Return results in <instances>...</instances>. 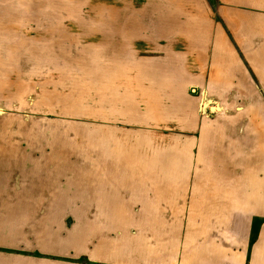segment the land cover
<instances>
[{"label": "crops", "instance_id": "0c3cea01", "mask_svg": "<svg viewBox=\"0 0 264 264\" xmlns=\"http://www.w3.org/2000/svg\"><path fill=\"white\" fill-rule=\"evenodd\" d=\"M71 1L0 0V78L13 76L1 72L5 63L25 57H9L8 48L37 46L45 52L52 45L68 46L59 16L71 12L66 9ZM207 1L100 0L102 20L90 30L100 32L102 46L107 40L102 52L108 61L196 63L191 76L198 80L206 47L214 57L221 47H264V0H213L218 21L209 19ZM30 21L43 24L48 37L28 35L24 23ZM41 55L36 57H47ZM253 55L252 62H264V48ZM60 60L30 59L34 69ZM145 68L112 73L117 80H132L138 90L153 91L151 81L165 70ZM131 85L122 81L116 87L127 92ZM145 99L132 102L130 114L113 107L105 119L157 125L147 119L153 105ZM111 102L126 103L120 97ZM170 111L178 117L180 107ZM255 133L250 119L219 118L202 123L199 134L171 138L158 149L150 140L155 137L140 133L124 139L112 130L100 144L91 142L95 148L83 158L0 144V255L59 262L83 257L85 264H264V145L259 142L264 136ZM170 146L182 150L183 161L158 167L156 156Z\"/></svg>", "mask_w": 264, "mask_h": 264}, {"label": "rangeland", "instance_id": "374dc122", "mask_svg": "<svg viewBox=\"0 0 264 264\" xmlns=\"http://www.w3.org/2000/svg\"><path fill=\"white\" fill-rule=\"evenodd\" d=\"M70 4L66 9L70 8L71 12L59 16L64 35L67 33L70 36L66 41L68 46H64L67 48L66 52L63 51L64 48L60 50L59 46H54V58H60L59 63H38L35 69L32 61L25 59L15 64L9 63L7 67L5 63L4 70L1 71L4 75L12 67L21 75L29 72V76L19 79L17 83L12 80L13 76L0 78V144L10 146L12 150L31 149L40 152L56 149L64 154L69 153L70 157L83 158L86 150L95 148L94 144L91 146V142L100 144L103 137L106 140L112 130H119L118 136L124 139L137 138L140 133L155 137L150 139L155 141L152 147L160 149L171 138L182 134L189 137L199 134L202 123L210 124L219 118L250 119L253 130L256 131L255 135L264 136V62H252V55L264 47H221L222 53L217 57L211 52L207 53L206 47L204 73H200L198 80L191 76L195 74L191 68H196V63L109 62L102 52L107 49V40L102 46L100 32L90 30L97 27L102 20L100 0H73ZM207 9L210 13L209 19L218 21L213 0L207 1ZM72 10H76V13H72ZM24 25L28 27L25 29L28 35L48 37L43 24L39 26L30 21ZM52 37L49 36L50 39ZM112 41L108 42V46ZM115 47H109L110 51ZM19 48L20 52L33 49L37 56L43 54L37 46ZM62 52L68 56L62 55ZM7 55L11 56L8 52ZM175 58L180 59L179 56ZM231 58L237 63L232 64ZM126 66L135 68L137 71L134 73H139V68L140 73H143L146 70L144 67L165 71L151 81L153 91L138 90L134 82L131 85L132 80H117L115 73H112ZM8 74L12 75L10 72ZM158 76L164 79L160 80ZM122 81L130 82L132 86L127 92L122 87H116ZM119 97L126 103L121 104V107L114 106L111 101ZM145 98H150L149 102L153 105L152 109L149 107L151 112L149 111L150 116L147 119L158 123L157 125L148 127L122 122L116 124L108 118L105 119V114L108 116L113 107L118 114L132 113L133 110L128 109L132 107V102H143ZM128 101L131 103H127ZM176 106L180 107L179 116L173 117L169 115L174 113L170 109ZM146 114L148 115H141ZM165 114L169 116L163 118ZM184 139L182 137L181 141ZM259 142L264 145V138L259 137ZM171 143L181 146L184 144L173 141ZM187 145L191 146L190 143ZM193 147L195 150L196 145ZM183 156L181 149L176 150L174 146H170L164 153L156 156L155 162L158 167H176L180 160L183 161ZM128 165L125 163L122 167L127 169ZM77 261L59 262L15 255L4 259L0 255V264L89 263L83 257Z\"/></svg>", "mask_w": 264, "mask_h": 264}, {"label": "bare ground", "instance_id": "6f19581e", "mask_svg": "<svg viewBox=\"0 0 264 264\" xmlns=\"http://www.w3.org/2000/svg\"><path fill=\"white\" fill-rule=\"evenodd\" d=\"M32 47H34V46H32ZM59 48H60V47H59ZM62 48H64V46H62L60 50H62ZM64 49H65V50H63V51L66 52V49H67V48H64ZM7 52H8L10 55H13V56H15V57H17L18 54H19V55H23V56H25L24 59H25L26 61H30L31 58H36V56H37L36 52H34L33 49H28L26 52H20V48H8V51H7ZM67 52H68V50H67ZM41 54H42V53H41ZM41 54H40V56H42ZM43 54H44L45 56H47L46 58H49V57L54 58V56H55L54 46L52 45L51 47H46V50H45V52H43ZM49 54H50V55H49ZM62 55L66 56V57L68 56V54H65V53H63V52H62ZM38 58H40V57H38ZM7 70L13 75L12 80H13L15 83H17V82L19 81V79H20V75H19V73H17V72L15 71V68H12V67L8 68ZM17 85H19V84H17Z\"/></svg>", "mask_w": 264, "mask_h": 264}]
</instances>
